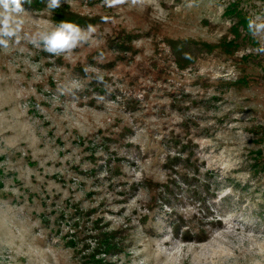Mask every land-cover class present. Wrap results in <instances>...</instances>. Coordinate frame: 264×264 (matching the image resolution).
Returning <instances> with one entry per match:
<instances>
[{"label":"rangeland","instance_id":"374dc122","mask_svg":"<svg viewBox=\"0 0 264 264\" xmlns=\"http://www.w3.org/2000/svg\"><path fill=\"white\" fill-rule=\"evenodd\" d=\"M234 1L23 5L0 47V264H264V30L236 40ZM240 7L264 24V0ZM61 21L97 31L30 42Z\"/></svg>","mask_w":264,"mask_h":264},{"label":"clouds","instance_id":"9594fccd","mask_svg":"<svg viewBox=\"0 0 264 264\" xmlns=\"http://www.w3.org/2000/svg\"><path fill=\"white\" fill-rule=\"evenodd\" d=\"M30 2L31 0H0V47L7 48L12 39L19 42L23 20L18 17L26 12L23 5ZM63 2L67 0H46L45 10L52 13L61 7ZM104 2L114 6L117 3H125L126 0H104ZM141 2L142 0H131L133 5ZM249 27L256 32L264 30V24L258 25L254 21L249 22ZM96 31V27L92 24L81 27L74 22L61 21L50 30L31 34L29 40L34 46L42 47L45 52L59 56L71 54L74 49L89 43Z\"/></svg>","mask_w":264,"mask_h":264},{"label":"trees","instance_id":"16d2710c","mask_svg":"<svg viewBox=\"0 0 264 264\" xmlns=\"http://www.w3.org/2000/svg\"><path fill=\"white\" fill-rule=\"evenodd\" d=\"M241 1L242 0H235L233 3H231L227 8H226V11H225V16L228 17L232 22H233V25L231 27V35L233 37H235V39L237 40L238 38L241 37V34H242V30L243 31H250L249 29V20H247V16L246 14H242L244 13V10L243 8L240 7V4H241ZM242 29H241V28ZM229 36H225V39L223 40V42H219V44H216V45H208L207 47L210 48V49H213L214 47H218L220 51L222 52H229V47L227 44H225L224 42H226L225 40L228 38ZM244 37V36H243ZM129 41V38H126V42H125V45L127 46L126 47V51L128 52H132L133 51V47L130 46L131 44H128L127 42ZM184 41V40H183ZM182 40L180 42H172L170 44H172V50L174 51L176 46L178 49H185L184 51L186 52L188 50L187 46L182 44L183 42ZM245 41V38L243 39L242 42ZM232 42V40H231ZM228 44H229V41H228ZM207 45V44H206ZM218 45V46H217ZM174 55V54H173ZM207 224L209 225V228H214L215 226H217L219 224V222L217 220H211V221H208ZM177 229V227H179V224L175 226ZM177 235V231L175 232L174 236ZM209 237V234L208 232L206 231H200L199 234H196V236H191L190 234L187 235V232L184 233L183 235V239L182 240H188V239H193V240H205L206 238Z\"/></svg>","mask_w":264,"mask_h":264}]
</instances>
